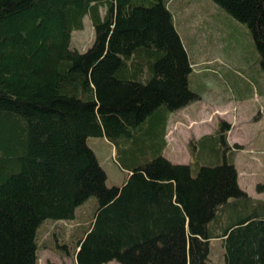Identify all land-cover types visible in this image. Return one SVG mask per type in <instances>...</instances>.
Returning <instances> with one entry per match:
<instances>
[{"label": "trees", "instance_id": "1", "mask_svg": "<svg viewBox=\"0 0 264 264\" xmlns=\"http://www.w3.org/2000/svg\"><path fill=\"white\" fill-rule=\"evenodd\" d=\"M213 1L247 25L264 72V0ZM168 4L0 0V264H38L42 223L79 218L93 195L78 264H210L213 238L223 264H264V200L240 186L224 124L190 141L189 163L163 154L166 114L200 97ZM90 136L114 144L121 185L106 184Z\"/></svg>", "mask_w": 264, "mask_h": 264}, {"label": "rangeland", "instance_id": "2", "mask_svg": "<svg viewBox=\"0 0 264 264\" xmlns=\"http://www.w3.org/2000/svg\"><path fill=\"white\" fill-rule=\"evenodd\" d=\"M168 5L192 64L189 85L200 97L172 113L167 158L174 163H189L190 141L224 124L228 143L241 146L235 152L239 184L250 196L264 200V187L258 188L264 185V72L255 41L245 23L213 0H169ZM93 37L90 16L85 15L83 28L73 31L71 46L85 50ZM87 143L106 170V184L121 185L128 169L117 161L114 144L104 136H90ZM195 167L192 164L194 173ZM97 204V197L90 196L78 207L79 218L42 223L38 264H78L75 239ZM222 253L223 240L211 239L210 264H223Z\"/></svg>", "mask_w": 264, "mask_h": 264}, {"label": "crops", "instance_id": "3", "mask_svg": "<svg viewBox=\"0 0 264 264\" xmlns=\"http://www.w3.org/2000/svg\"><path fill=\"white\" fill-rule=\"evenodd\" d=\"M174 112V111H173ZM173 112H169V113H167L166 114V117H167V119H166V128H165V130H164V141L163 142H165V147H164V149H163V154H166V148L169 146V143H168V133H167V130H168V126H169V124H170V121H171V119L173 118V116H172V113ZM166 157H168V154H166ZM237 167V166H236ZM238 182H239V175H238ZM241 186V185H240ZM244 188V187H243Z\"/></svg>", "mask_w": 264, "mask_h": 264}]
</instances>
